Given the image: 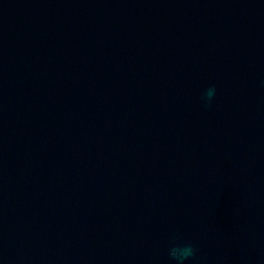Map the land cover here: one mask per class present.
<instances>
[{"label": "water", "instance_id": "95a60500", "mask_svg": "<svg viewBox=\"0 0 264 264\" xmlns=\"http://www.w3.org/2000/svg\"><path fill=\"white\" fill-rule=\"evenodd\" d=\"M188 244L264 264V0H0V264Z\"/></svg>", "mask_w": 264, "mask_h": 264}, {"label": "clouds", "instance_id": "9594fccd", "mask_svg": "<svg viewBox=\"0 0 264 264\" xmlns=\"http://www.w3.org/2000/svg\"><path fill=\"white\" fill-rule=\"evenodd\" d=\"M215 94L214 88H209L205 94L207 99H211ZM169 256L174 264H186V261L193 255V247L188 244L184 246H174L169 249Z\"/></svg>", "mask_w": 264, "mask_h": 264}]
</instances>
